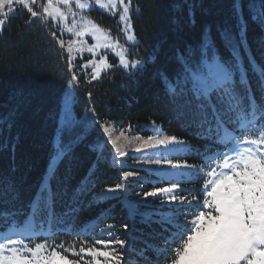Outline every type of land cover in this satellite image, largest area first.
I'll return each mask as SVG.
<instances>
[{
	"label": "snow or ice",
	"instance_id": "1",
	"mask_svg": "<svg viewBox=\"0 0 264 264\" xmlns=\"http://www.w3.org/2000/svg\"><path fill=\"white\" fill-rule=\"evenodd\" d=\"M73 3L80 10L79 19L71 10ZM133 5L134 0H0V34L23 12L26 26L39 24L59 48L67 52L62 58L70 74L45 176L27 205V211L15 206L19 200L15 183L0 178V264H129L126 252L119 251L131 247L126 246L125 240L103 239L112 235L113 225L101 229L92 243L88 242L87 229L77 231L76 239L82 240L79 247L75 241L69 245L63 241L57 244L51 237L57 234L54 229L71 211L56 212V198L66 193L56 192L53 183L58 182L60 165L71 157L83 135L72 137L73 130L83 124L72 114L74 93L81 81L78 73L83 71L88 84L100 80L103 72L116 67L109 62L108 52L118 58V66L129 77L142 72L147 63L138 56L131 57L129 52V47H138L131 15ZM96 6L112 16L118 15L120 32L127 46L87 18L85 10ZM247 7L248 16L245 17L243 0H233L236 23L217 30L220 44L216 43L211 27L206 26L197 44L177 50L179 67L175 75L169 78L161 73L165 92L172 102L177 98L183 101L184 111L178 115L191 116V122L201 129L206 128V132L198 136L211 139L226 151L218 149L204 156L203 164L197 167L186 160L169 158L175 154H191L190 147L182 139L163 135L155 126L150 129L154 134L147 138L126 136L125 131L113 138L110 125L96 118L95 108L87 110L91 117L85 127L94 128L98 124L107 138L94 150L102 155L104 147L111 145L113 165L126 166L123 158L128 153L118 145L120 138L125 137L129 144L135 140L132 152L142 154L130 157L137 164L175 170L158 181H169L167 186L142 190L145 202L147 197L160 198L159 206L153 201V206L159 210L151 215L159 216L155 222L165 226L164 231L169 233L164 238L163 248L150 246L157 253V264L160 260L163 264H264V63L251 56L247 41L249 20L264 33V0H248ZM135 10L139 11L138 5ZM190 15L194 17L191 10ZM65 32L75 39L66 43ZM85 37H90L94 43L89 44ZM221 46L228 52L227 57L221 53ZM85 52L90 56L83 63H77V56L83 60ZM253 77L258 83L259 98L252 91ZM88 97L91 100V92ZM3 123L0 119V125ZM65 134L69 137L67 140ZM206 151L210 152L211 148L206 147ZM136 175L135 171H123L122 180L126 182ZM200 177L204 178L202 201L191 194V190L181 187L195 183ZM173 179L175 182H171ZM86 191V185L75 189L73 201ZM126 191V184L120 183L106 188L97 199L103 201L108 193ZM185 192H189L191 199L184 195ZM139 203H129L131 215L136 214ZM45 225L49 226L47 232L43 231ZM66 234L71 235V232ZM41 237L39 243L28 242Z\"/></svg>",
	"mask_w": 264,
	"mask_h": 264
},
{
	"label": "trees",
	"instance_id": "2",
	"mask_svg": "<svg viewBox=\"0 0 264 264\" xmlns=\"http://www.w3.org/2000/svg\"><path fill=\"white\" fill-rule=\"evenodd\" d=\"M243 2L247 17L248 0ZM232 4L233 0H134L132 23L138 47H132L130 55L147 61L144 70L129 77L125 71L115 68L91 84L87 83L88 77L78 73L81 81L75 92V118L83 121L86 116L91 117L87 110L94 107L96 118L101 122H115L124 128L131 126L144 137L154 134L150 130L154 125L163 135L176 136L191 149V154L171 158L186 160L197 167L203 164L204 156H210L218 149L226 151L211 139L200 138L198 133L206 132V128L201 129L191 122V116L178 115L184 111L183 101L177 98L175 103L172 102L165 92L161 73L169 78L175 75L179 67L177 50L183 51L186 45L197 44L206 26L211 27L219 45L217 30L236 23ZM137 5L138 12L135 10ZM24 15L21 12L0 34V119L4 120L0 125V178L15 183L19 191L15 206L27 211V205L45 176L70 74L62 58L67 56L65 51L39 24L26 26ZM91 17L113 37L122 39L116 17L100 12H92ZM247 41L251 56L264 63V33L250 20ZM220 51L228 56L223 46ZM252 91L260 97L255 77L252 78ZM88 92L92 93L91 100ZM85 125L83 122L73 130V138L83 133L82 138L71 157L60 165L59 180L53 183L56 192L66 193L56 198V212L71 211L64 222L56 226L57 234L51 239L57 244L63 241L65 245L75 241L79 247L82 240L76 239L77 231L87 229L88 242L92 243L101 229L113 225L112 235L103 239L125 240L126 246L131 247L119 251L126 252L129 264H157V253L150 246L163 248L164 238L169 233L164 231L165 226L155 222L159 216L144 213L148 206L139 204L136 214L131 215L129 204L120 197L97 199L106 188L122 183V172L127 168L112 164L109 145L103 155L94 150L103 135L98 124L94 128ZM64 138L69 137L65 134ZM206 147L211 151H206ZM203 183L204 178L200 177L195 183L183 185L202 201ZM85 185L86 193L73 201L74 190ZM184 195L191 199L189 192ZM154 209V212L159 210L158 207ZM48 230L49 226L45 225L43 231ZM68 231L71 235L66 234ZM42 239L28 242L39 243ZM69 257L72 258L70 253Z\"/></svg>",
	"mask_w": 264,
	"mask_h": 264
},
{
	"label": "rangeland",
	"instance_id": "3",
	"mask_svg": "<svg viewBox=\"0 0 264 264\" xmlns=\"http://www.w3.org/2000/svg\"><path fill=\"white\" fill-rule=\"evenodd\" d=\"M82 2H87V0H82ZM63 8V6H61ZM65 11H67L68 9H63ZM72 11H75L77 13V19H79V16H80V10L79 9H76L74 7V3H73V6H72ZM92 12H100V13H105V14H108L110 15L107 11L105 10H102V9H99L98 6L92 8V9H86L85 10V13L87 15V18L88 19H91L94 23L98 24L92 17H91V13ZM133 13V12H132ZM131 13V15H132ZM112 16V15H110ZM112 17H116L117 20H118V15L117 16H112ZM72 20V17L69 16V21ZM119 22V20H118ZM120 24V23H119ZM99 25V24H98ZM100 26V25H99ZM121 26V25H120ZM101 27V26H100ZM102 28V27H101ZM103 29V28H102ZM105 30V29H104ZM106 32H108L110 34L111 37H113L111 35V33L107 30H105ZM122 35V39L119 40L118 38H115L113 37L114 39L116 40H119L120 44L121 45H126V41H125V38H124V35L123 33H121ZM63 37L66 41V43L70 40V39H75V37H72L71 34L69 33H63ZM85 39L88 41L89 44H92L94 43V41H92V39L90 37H85ZM137 39V38H136ZM138 41V40H137ZM132 47H129V52L131 51ZM103 51V50H102ZM66 55H67V52L65 51ZM90 56L89 53L85 52L83 53V60H81L80 56L78 55L77 56V63H83L84 61L87 60V58ZM107 58L109 60L110 63L116 65L115 68H118V69H121L123 70L122 68H120L118 65H119V62H118V58L114 56V54H112L111 52H108V55H107ZM113 68V69H115ZM113 69H110L108 70L107 72L113 70ZM90 72V69L87 70ZM124 71V70H123ZM107 72H103L102 73V76L107 73ZM80 74L83 73V71L79 72ZM67 90V86H66V89H65V92ZM64 92V94H65ZM74 96H75V93H74ZM63 99H64V95L62 97V102H61V111H60V116H61V112H62V108H63ZM73 106H74V103L72 105V114L74 116V112H73ZM60 116H59V121H60ZM75 117V116H74ZM83 122H85L87 125L89 123V117L86 116L83 120ZM110 125V131L112 132L113 134V138H115V136L119 135V133L121 131H125L126 133V136H130V137H134V136H140L142 138H147V137H144L141 133H137L136 130H132L130 128V131H128L129 128H124V127H121L120 125H118L117 123L113 122V123H108ZM154 125L150 126L153 127ZM101 130V129H100ZM101 133L103 135V139L99 142V143H102L104 141H106V137L104 136L103 134V131L101 130ZM98 143V144H99ZM135 144V140L133 139L132 141V144H129L128 141L125 139V137H121L120 140L118 141V145L127 151L128 155L125 156L123 159L127 162L126 163V171H135L137 173L136 176L134 177H130L128 181H123L122 180V183H125L126 186H127V191L126 192H118V193H108L107 194V197L108 198H112V197H120L122 201H124L125 203L129 204L131 202H140L139 204L141 205H145V206H148L147 208H144V213H147V215L151 214V212L153 213L154 211H156V209H154V207L156 206H159L160 203H161V200L160 198H154V197H147V200L145 202L144 200V197L142 195V190L143 191H151L152 188L154 186H167L168 182L169 181H164L162 183H158V181L161 180V177H164V176H168L169 173L171 172H174L175 170L173 169H169L167 168V166H157V165H148V164H137L135 162V160L133 159H130L131 156L133 155H136V156H142L141 153H133L132 152V146ZM107 146V145H106ZM105 146V147H106ZM111 147V145H109ZM105 147H104V150H105ZM103 150V151H104ZM111 150H112V147H111ZM103 155V154H102ZM179 155H182V154H175L174 156H179ZM112 156H113V151H112ZM171 158V157H169ZM147 170V171H146ZM154 174V175H153ZM172 182V181H171ZM181 187L184 188V185L182 184ZM104 191L100 192L98 194V197L103 193ZM138 193H140V195H138ZM107 198V199H108ZM153 201L155 202V205L156 206H153Z\"/></svg>",
	"mask_w": 264,
	"mask_h": 264
}]
</instances>
